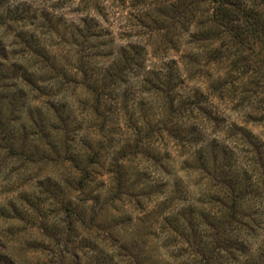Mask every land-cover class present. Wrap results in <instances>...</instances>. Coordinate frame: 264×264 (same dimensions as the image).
<instances>
[{"label":"rangeland","instance_id":"1","mask_svg":"<svg viewBox=\"0 0 264 264\" xmlns=\"http://www.w3.org/2000/svg\"><path fill=\"white\" fill-rule=\"evenodd\" d=\"M240 1L0 0V264H264V0Z\"/></svg>","mask_w":264,"mask_h":264},{"label":"trees","instance_id":"2","mask_svg":"<svg viewBox=\"0 0 264 264\" xmlns=\"http://www.w3.org/2000/svg\"><path fill=\"white\" fill-rule=\"evenodd\" d=\"M211 2L215 5V7L213 8L215 14L217 13H222L224 6L227 3H241L240 0H211ZM250 12V11H249ZM3 54L0 52V61H6L5 56H2ZM4 72H7V70H4V68L1 66L0 67V77L4 76Z\"/></svg>","mask_w":264,"mask_h":264}]
</instances>
